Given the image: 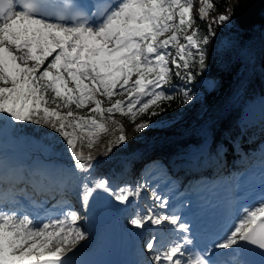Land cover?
I'll return each instance as SVG.
<instances>
[{
	"label": "snow or ice",
	"instance_id": "snow-or-ice-1",
	"mask_svg": "<svg viewBox=\"0 0 264 264\" xmlns=\"http://www.w3.org/2000/svg\"><path fill=\"white\" fill-rule=\"evenodd\" d=\"M213 11L216 0H0V264H76L88 238L70 200L48 215L9 207L15 192L8 185L20 178V165L3 142L28 126L54 134L53 154L69 163L47 178L72 191L84 211L101 193L124 206L143 197L148 211L128 221L149 234L135 264H264V187L222 234L201 245L199 226L169 211V199L155 190L144 195L147 183L113 188L94 175L97 155L127 144L116 116L142 133L164 123L153 117L165 105L192 103L187 85L203 76L214 26L230 23L235 8L208 22ZM106 134L112 139L94 152Z\"/></svg>",
	"mask_w": 264,
	"mask_h": 264
},
{
	"label": "trees",
	"instance_id": "trees-1",
	"mask_svg": "<svg viewBox=\"0 0 264 264\" xmlns=\"http://www.w3.org/2000/svg\"><path fill=\"white\" fill-rule=\"evenodd\" d=\"M216 2L219 14L228 5L234 6L235 11L230 23L214 26L217 36L213 40L212 47L208 46L206 61L208 67L203 76L197 77L195 83L187 85L194 94L192 103L183 105L179 99L174 100L170 102L171 107L165 105L167 111L162 116L153 117V121L182 117L183 130L166 132L158 147L148 153V157L141 156L133 160L130 156L143 145L136 140L134 125L125 118L127 144L114 147L108 155H97L94 175L114 176L115 171L120 172L123 169V159L128 157L127 161L131 164L130 171H133L145 159L152 162L149 156L156 151L164 156L158 159L160 163L169 162L174 166L185 159L177 158L179 154L199 147L205 142H208V154L200 157L199 166L204 172L211 165L218 179L233 174L235 166L232 162L241 159L242 154L247 155L248 164L254 162L255 159L250 154L261 151V143L264 141V110L261 122L247 118L245 110L250 103L264 99V0H216ZM198 25L206 28L205 22L198 20ZM227 87L229 89L224 94H218ZM241 88L244 89V97L238 99L236 95ZM207 106H209L207 119L211 122L204 128H197L195 124ZM140 119L147 117L143 116ZM50 135L54 134L48 129L28 126L19 135L11 137H35L49 146ZM110 139L111 136L105 137L93 151L102 152ZM50 160H59L61 163L59 161L55 163L63 167L69 163L66 156L54 155L52 150L47 159L41 157L39 159L43 164L53 165L54 162ZM166 167L169 169V166ZM22 176L21 182L29 184V179L32 178L43 187L42 195L50 194L48 180L39 173L23 170Z\"/></svg>",
	"mask_w": 264,
	"mask_h": 264
},
{
	"label": "rangeland",
	"instance_id": "rangeland-1",
	"mask_svg": "<svg viewBox=\"0 0 264 264\" xmlns=\"http://www.w3.org/2000/svg\"><path fill=\"white\" fill-rule=\"evenodd\" d=\"M196 7L198 9V4H197ZM218 15H219V13L217 11H213L210 14L208 22L211 21L212 17H216ZM205 23H207V22H205ZM213 40H212V43H213ZM212 43L209 45V47H212ZM228 89H229V87H227L223 91H219L218 94L222 95ZM118 98L119 97H115L114 99H118ZM258 102L254 101V102L250 103L249 107L246 109V112H245L247 117L248 116L253 117L254 115H256L255 109H258V106H257ZM262 103L264 104V101H262ZM208 108H209V106H207L204 109V112L201 114V116L199 118V121L195 124L197 128H201V127L204 128V127H206L207 125L210 124L211 120L207 119L208 118V110H209ZM261 108L262 107H260V109ZM115 118L119 119L121 121V123L123 124V126H124L125 118H122V117H119V116H116ZM156 121H158V120H156ZM156 121H153V122H156ZM159 121H164V123L163 124H158L155 128H152V129L147 130V131L142 132V133H136L134 131L136 133V135H137L136 140L139 141L141 143V145H143V146L141 148H138L137 150H135L132 153V155L130 156L131 159L134 160L135 158L141 157V156L146 157L149 152L155 150V148L158 147V145H159V143L161 141V138L164 137L166 132H177V131H182L183 130V125H182L183 118L182 117H178V118H174V119H160ZM195 125H194V127H195ZM110 136H111L110 134L103 135L101 137L100 142L105 137H110ZM24 138L29 139L31 141H35L36 140V139H33V138H31V139L27 138L26 136H21L20 138H18L16 140L12 139L11 137H9L7 142H4L3 144L7 145V146H10V147L11 146L18 147L16 149V150H18V149H21L22 147L24 148V146H25V142L24 141L26 140ZM37 142H40V141L37 140ZM206 143H208V142H206ZM42 145L43 146H42L41 150L39 151L40 152L39 154L41 155L42 159H47V157H49V155L51 154V149H50V147L47 144H42ZM261 146H262V148H261L262 150L261 151H256L255 153L250 154L251 157L257 161V163H256L257 165L254 166L256 168H253V170H251V171L264 173V158H263V156H264V141L261 143ZM38 155L35 156V162H33L31 164V166H29V167H32L35 170H39L37 173H39L41 177H45L48 180L47 174L49 172L53 171V170L60 169V167L59 166L50 167V166L43 165V164H40V163L38 165L37 162H36V159H37ZM198 155L199 154H196L194 156V159H196L198 157ZM242 156H247V155L242 154L241 157ZM149 157H151L152 159L154 158L155 160H157L158 158L160 159V158H163L164 156L159 151L158 152L156 151V152H154L153 155H150ZM179 157L186 158V155L181 153V154H179V156L177 158H179ZM128 159H129V157H128ZM128 159H123V164H124L123 169L120 172L119 171H115V173H114L115 176L124 177V178H122V180L129 179L130 173H134V171L133 172H132V170L130 171L131 164H130V162L127 161ZM50 161L54 162V164H56L55 162L59 161V160H56V161L50 160ZM182 161H180V163H182ZM154 162L155 161L151 162L150 164L145 163L143 165V168L139 170L138 176L133 175L134 177H132L129 182L122 181L116 188L123 187L126 184L128 186L135 187L137 184L147 183L148 187L143 190V194L144 195L150 196L151 191L155 190L161 196H163L165 198H168V193L167 192L164 193V194H161V193H159L158 189H161V186L165 185V183H167L169 181L170 173L169 172H167V173L164 172V174H163L162 172L164 170V168H163L164 164L160 163V164L156 165L157 163H154ZM169 164H171V163L168 162V165ZM196 164H197V162H196ZM146 166L148 167L147 170H145ZM193 167H194V165L192 164V167L190 169L193 170L194 172L191 173L189 176L191 177V179H194V180L197 181L198 180V178L196 177L197 168H196V166H195V169ZM139 168H141V167H139ZM209 169H213V168H208L207 170H205L204 174H203V179L199 180V182L196 183V187L191 185L190 189L189 188L186 189L185 194H190V195L193 196L195 194L194 191L190 192L189 190H194L195 188H196V192L202 191L203 187L205 186L204 183L206 184V186L211 184L213 187H218V188H222V189H223L222 186H224V187L226 186V178L224 177V178L220 179L219 181L213 180V178H211L212 175H213V171L209 170ZM43 170H45V171H43ZM185 173H188V172L185 171ZM183 174L184 173H180L179 174L180 178L176 177V180L181 179ZM207 176H209V177H207ZM205 177H206V179H205ZM22 178L23 177L20 174V178L17 179L18 180L17 184H26V182H21ZM208 178H211V179H208ZM196 181H194V182H196ZM48 182H49V180H48ZM17 184H16L15 181H11L8 186L16 188V186H18ZM174 184H176V182ZM38 186H40V185L38 184ZM59 191L62 192L61 190H59ZM77 191H78V189H77ZM205 194H207V192H205ZM57 195H59V192H56L54 196L56 197ZM230 195H231V193L229 194V196ZM71 198L75 201V204H76L75 206H76L77 210L84 217V215L82 213V210H81L82 207L78 203L76 195L73 192H72ZM137 203L139 204V209L136 210V208H135L136 211L139 212V210H140V212H141V210H142L143 213H146L148 211V206H147L146 203L143 202V197H142V200L140 202H135L134 201L131 205L123 206V207H125L127 210H134V208H133L134 206L133 205L137 204ZM148 203H154V202L149 200ZM143 209H145V212H144ZM156 211L159 212L161 210L159 208H157ZM83 221H84V218L80 221V225H82V223H84ZM161 227L167 229V228H169L171 226L170 225H163ZM148 235L149 234L146 233L145 239L142 242V245L145 242V240L148 238Z\"/></svg>",
	"mask_w": 264,
	"mask_h": 264
},
{
	"label": "bare ground",
	"instance_id": "bare-ground-1",
	"mask_svg": "<svg viewBox=\"0 0 264 264\" xmlns=\"http://www.w3.org/2000/svg\"><path fill=\"white\" fill-rule=\"evenodd\" d=\"M9 154L11 157H13L11 153ZM110 199L111 198L107 197L106 194L101 193L100 198H98V200L101 202H104V204L106 205V208L102 209L98 205H95V206L91 205L88 211H84L86 213V214L84 213V221H83L84 223H82L80 227L83 231L86 230V227H89V228L93 227V229L96 231L98 228H100L105 223L113 222L115 225H117L118 228L126 229L133 234L135 233L136 235L134 237L135 246L133 250L137 256V259H140L138 253H139L140 248L142 247V242L145 239L146 233H143L141 230L133 229L131 225L128 223L129 215L126 212V208H124L122 205L117 204L115 201H111L110 203L109 202ZM95 227H97V229ZM86 235L88 236L87 233ZM89 241H90V237H88L85 241H82L81 245L79 246V249L86 246L89 243Z\"/></svg>",
	"mask_w": 264,
	"mask_h": 264
},
{
	"label": "water",
	"instance_id": "water-1",
	"mask_svg": "<svg viewBox=\"0 0 264 264\" xmlns=\"http://www.w3.org/2000/svg\"><path fill=\"white\" fill-rule=\"evenodd\" d=\"M96 205H98L102 209L106 208V205L102 202H98V203H96Z\"/></svg>",
	"mask_w": 264,
	"mask_h": 264
}]
</instances>
